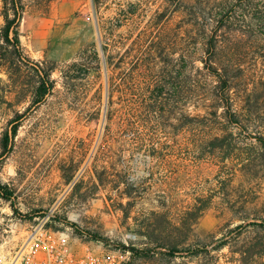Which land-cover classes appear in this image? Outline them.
Segmentation results:
<instances>
[{"label": "rangeland", "instance_id": "obj_1", "mask_svg": "<svg viewBox=\"0 0 264 264\" xmlns=\"http://www.w3.org/2000/svg\"><path fill=\"white\" fill-rule=\"evenodd\" d=\"M236 1L23 0V58L0 60L1 154L18 126L0 264L42 221L115 264H264V42L237 50ZM215 15L238 124L203 69Z\"/></svg>", "mask_w": 264, "mask_h": 264}, {"label": "trees", "instance_id": "obj_2", "mask_svg": "<svg viewBox=\"0 0 264 264\" xmlns=\"http://www.w3.org/2000/svg\"><path fill=\"white\" fill-rule=\"evenodd\" d=\"M101 0H94L97 4ZM25 6L23 0H0V60H5L6 56L12 58H23L22 57V45L20 40V25L24 16ZM219 14V13H218ZM194 17L198 21L201 17L200 14L194 13ZM213 27L208 29V34L205 35L203 40L204 47L206 48L207 58L202 59L204 64V70L209 73L210 76L217 78L216 86V97L215 104L218 107H224L227 109V113L235 118L236 123L240 122V118L245 116V113L236 110V115L233 113V107L231 105V99L228 90L231 88V79L228 74V70L219 67L217 61V49L222 42V35L220 32L229 27L228 19L220 15H215L213 18H209ZM255 38L259 43L260 40L264 42V0H237L236 1V48L242 50L246 45L243 44L247 39ZM264 45V44H263ZM263 48V47H259ZM264 50V49H263ZM264 57V54L261 55ZM194 66V70H195ZM194 83V87H195ZM52 89V83L50 75L45 73V76L41 77L40 84L36 91V104L42 102V100L50 93ZM196 92L194 91V96ZM247 111V110H246ZM217 116V112H215ZM207 115H213L208 112ZM18 134V126L14 127L11 132V137L8 135L4 138L3 153L9 152V142L14 139ZM262 149H264V138L258 139ZM0 153V159L2 155ZM13 193L8 190L7 187L0 183V198L5 200H11ZM259 226L264 227V221ZM242 228V227H239Z\"/></svg>", "mask_w": 264, "mask_h": 264}, {"label": "built area", "instance_id": "obj_3", "mask_svg": "<svg viewBox=\"0 0 264 264\" xmlns=\"http://www.w3.org/2000/svg\"><path fill=\"white\" fill-rule=\"evenodd\" d=\"M46 224L42 221L28 231L9 264H115L111 255L90 249L79 253L73 249L69 234L56 233Z\"/></svg>", "mask_w": 264, "mask_h": 264}]
</instances>
